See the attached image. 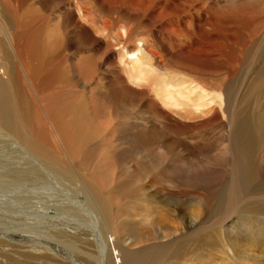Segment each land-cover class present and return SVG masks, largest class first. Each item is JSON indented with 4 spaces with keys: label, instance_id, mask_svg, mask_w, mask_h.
<instances>
[{
    "label": "bare ground",
    "instance_id": "obj_1",
    "mask_svg": "<svg viewBox=\"0 0 264 264\" xmlns=\"http://www.w3.org/2000/svg\"><path fill=\"white\" fill-rule=\"evenodd\" d=\"M3 150L9 264H264V0H0Z\"/></svg>",
    "mask_w": 264,
    "mask_h": 264
},
{
    "label": "rangeland",
    "instance_id": "obj_2",
    "mask_svg": "<svg viewBox=\"0 0 264 264\" xmlns=\"http://www.w3.org/2000/svg\"><path fill=\"white\" fill-rule=\"evenodd\" d=\"M4 154H8V151L3 150L0 152V160L3 161V164L7 163V159H8V157L3 156ZM8 243H9L8 242V201L7 200H0V264H9L10 263L11 255L8 252V247H9ZM219 243L216 244L212 248V249H215V252H214V250L213 251L210 250V252L212 251L211 252L212 254L209 253L210 254L208 256L209 260L205 261V264H249V262H248L249 260L244 255L239 254V253H237V255H236L235 251H233V252L231 251V248H229L230 247L229 243L224 242L225 243L224 244L223 242H221L222 245ZM220 246L223 248H221ZM223 249H224V251H223ZM62 257H65V258H63L64 260L62 259ZM68 257H69L68 255L66 257L65 255L62 256L60 253V256L56 257V260H55V261H57L56 264H59L61 261H62L61 264H64V263L70 264L71 262H72V264H74L73 263L74 261L71 259V257H69L70 259H68ZM74 257H73V259H74ZM16 258H18V257H15V259L13 260V261H15L14 264H20V262H18L19 260ZM59 259H60V261H59ZM65 259H66V261H65ZM13 261H12V264H13ZM69 261H70V263H66Z\"/></svg>",
    "mask_w": 264,
    "mask_h": 264
}]
</instances>
